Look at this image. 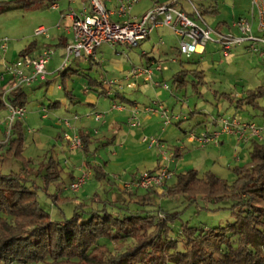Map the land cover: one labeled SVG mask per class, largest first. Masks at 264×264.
<instances>
[{"label": "rangeland", "instance_id": "rangeland-1", "mask_svg": "<svg viewBox=\"0 0 264 264\" xmlns=\"http://www.w3.org/2000/svg\"><path fill=\"white\" fill-rule=\"evenodd\" d=\"M54 2L59 3L60 10H55L51 7ZM81 2L82 0H71V3H69V0H1L0 64L8 66L10 63L16 62L21 57L20 53L27 50V48V53L29 55H36V53L46 45L53 48L54 54L52 59L56 63L57 67L61 69L64 64V57H62V46L58 44V35L73 37V34H68L65 31V27L69 26V20L61 19L62 12L68 13L72 9L77 11L80 10ZM149 3V0H141L136 3L131 11L132 16L142 15ZM224 3L225 1L219 0V5H221L220 8H222V14L231 16L230 4L223 7L222 4ZM213 18L214 17L204 15V19L212 25L214 23ZM230 20L232 21L233 18ZM58 24L61 25L59 29L57 27ZM42 25L49 28V36L35 35L36 29ZM161 37L165 41V44L161 43ZM6 40L8 41V45L7 50L5 51L2 48V44ZM102 46V48L106 49V52L111 54L113 57H107L111 59L107 60V62L101 66L98 64L92 65L83 59L71 58L69 61L75 69H79V66L84 67V70L80 75H72V77L69 78V81L67 80V88L70 91L74 90L80 97H84L82 92L84 89L90 87L88 82L92 77H104V82L122 80L123 78L119 77L121 67L123 65H131L133 63L137 66H142L138 64H140L142 60L145 61L146 56L143 52L146 51L150 56H162L164 58L171 57L172 62L177 57L185 63L188 62L187 57L179 56L177 50V37L174 31L169 28L156 29L150 35L149 39L142 41L139 46L131 48L125 47V50L122 45H118L116 48H112L109 44H104ZM215 46L216 45L211 42L210 46H208V52L211 49H214ZM34 47L37 48V50L33 49V51H31V48ZM115 50L123 52L131 51L130 57L124 55L116 56ZM237 50L244 53L241 59H236L237 61H232L233 55L225 57L220 52L213 58L211 55L204 56V59L202 60L206 70V83L200 85L196 89L192 82L194 78L192 76L189 77L188 80L190 83L187 86L188 89L186 88L179 91L177 94L178 101H176L177 98H171L169 95L170 91L165 90L163 87H158L156 89H154V87H146L148 90V95L146 96L148 97L143 98L141 96V100H139L141 103H143V100L148 101V103L149 101H152L147 104V106L155 107H158L159 104L163 103V105L169 109L171 115H180L181 121L180 119L173 118L172 124L167 126L165 125L164 119H162L160 128L159 126L158 128L151 127L150 129L146 127L144 131L129 126L123 129L121 136H118L117 138L116 145L118 143H123L125 137H130L127 147L130 150H134L136 153L134 156L124 158L122 156L126 149L120 150L117 148L116 150L114 149V146H112L110 148L112 151L119 150L120 155L118 158L121 160L120 165L111 164L113 160V157L110 154L111 150H108V154H106L104 150L98 152V154H96L97 160L93 158V154H91L90 157L93 161L101 163L104 167L106 166L105 174L107 176H112V178L118 176V180H121L120 175H130L129 173L126 174L125 171V168L128 166H135V172L144 173L148 170L152 171L160 163V166L169 167L173 173L172 177L168 180L169 186L177 181V175L179 173L196 170L200 175H204L207 171H212L219 177L226 179L230 186H232L231 189L233 190V184L236 179L233 169H235L237 165H243L250 160L251 147L237 146L238 151L241 153L244 152L246 155L243 161L237 162L235 160L236 154L234 147L228 151H224L225 155L221 158L216 149L214 151L198 147L196 142L190 140L189 134L191 131H189V133L186 131L190 129L199 119L210 120L214 117V115H219L220 118L233 116L234 109H226V102L218 101L214 94L215 91L240 92L242 89H247L248 87L256 88L259 85L264 84V70L261 64L262 60H259L260 57L257 54H249L245 45L239 47ZM166 52L171 55L165 54ZM169 64L172 68L175 67L174 64L171 63V60L169 61ZM91 66H94L93 69L90 68ZM177 66L179 65L177 64L176 68ZM172 74V71L166 73V83L169 84L171 91L174 89L173 81L171 79ZM60 77L56 78L52 76L50 78L51 81L49 90H47L44 86H41L39 83L41 81H36V83L32 86L25 87L29 96V101L26 104L27 115L24 120L25 136L22 156H17L16 150H14L13 153H10L8 146L2 144L0 145V172L4 174L14 173L21 175L23 178L27 179L28 185H35L37 187V193L41 206L46 210V212L50 213L53 220H61L65 217L70 218L75 214L76 209L74 204H55L53 195L57 192V190L52 186L48 188L46 187L45 177L47 170L42 172V165H44L43 167L45 168L51 157H54L57 160H60L61 166L64 169L62 176L67 182L68 177L65 173L67 170L72 169L73 165H75L73 159H71V157H64L63 153L60 152L58 148L54 135L55 132H61V129L58 128V130L55 129L54 131L48 130L46 127L44 128V124H47L50 121L43 117V108H49L50 103L59 101L60 98L67 100L65 90L58 89V85L63 84V79ZM257 77H259L260 80H258ZM123 91L125 92V97L132 100H134V96H140L139 93H136V95H130L134 92V90L129 89L126 85L124 86ZM92 93L94 98L98 95L96 89L92 90ZM101 98H104L109 102V99L106 96H102ZM158 100L163 102H159ZM7 101H9L8 98ZM261 102L264 106V99L261 100ZM220 104L221 107H219ZM139 107L143 109L142 106L139 105ZM173 108H175V110ZM73 109H76L78 113L84 114L82 113L83 108L78 104L73 105ZM49 110L51 112L50 108ZM73 116L71 115L70 118ZM188 116L189 120H186L185 118ZM193 116L196 118L194 117V119ZM179 122L181 123L180 126H178ZM0 129V142H6L9 132L10 137L11 135L12 138L16 137L14 133H11L9 112L6 109H0ZM144 137H155L161 140L164 147H152L149 142L143 141ZM178 146L179 148L183 146L186 147L183 158L172 157L175 148ZM164 150L167 153V156L171 159L167 160L164 158V154L162 153ZM71 151L85 152V149H72ZM118 158H115V160ZM109 159H111V161ZM26 160H28V164L25 163ZM77 166H79V164H76V167ZM110 188L108 180L91 177V179L85 183L81 193L71 192L69 196L72 197L73 200H77L76 198L83 199L85 196L82 192L87 189V192L91 193V197H94L96 195L95 193H97L105 202L117 200L114 195L119 196V190ZM104 203H98V205L103 208ZM233 204V198L225 200L222 199V201L219 202H209L200 196L196 198H189L185 195L157 196L155 206H152L149 209L163 207L169 212L176 213L177 219L173 225L171 235L177 237L182 224L185 223H190L195 227L204 228L227 226L234 223L237 219V211L235 212L232 209ZM107 206L111 212L117 210L118 208L133 210L139 208V206L134 203H129L128 201L123 202L121 200H119L115 206L110 204ZM6 216L7 214L0 213V217L5 218Z\"/></svg>", "mask_w": 264, "mask_h": 264}, {"label": "trees", "instance_id": "trees-1", "mask_svg": "<svg viewBox=\"0 0 264 264\" xmlns=\"http://www.w3.org/2000/svg\"><path fill=\"white\" fill-rule=\"evenodd\" d=\"M61 86L72 97L65 80ZM24 88L8 93L6 99L15 106H26ZM4 93L0 92V109H8ZM244 93L240 99H230V107L237 111L264 109V86ZM11 133L16 137L9 136L4 145L21 157L25 136L22 120L14 122ZM84 143L86 150L85 139ZM47 164L45 184L50 187L61 179L62 172L53 158ZM233 173V190L226 179L212 171L200 175L190 170L179 173L170 186L167 180L162 192L155 186L140 192L124 189V198L108 202L96 194L91 201L75 206L70 218L53 220L41 206L35 185H28L21 175L0 172V213L7 214L0 217V264H264V143L253 141L250 160L237 165ZM100 174L96 171L95 176L115 185L112 178ZM182 195L200 196L209 202L233 198L237 219L227 226L210 228L185 223L174 237L176 213L163 207L149 208L155 206L157 196ZM53 196L55 204L62 203ZM119 200L139 208L109 211L107 205L115 206Z\"/></svg>", "mask_w": 264, "mask_h": 264}, {"label": "built area", "instance_id": "built-area-1", "mask_svg": "<svg viewBox=\"0 0 264 264\" xmlns=\"http://www.w3.org/2000/svg\"><path fill=\"white\" fill-rule=\"evenodd\" d=\"M139 1L141 0H85L80 10L72 9L68 13L62 12L61 19L69 18L73 23L71 25L73 39L65 47L63 66H67L71 58L95 60L98 49L104 44H109L112 47L118 44L130 47L139 46L142 41L150 37L154 30L159 28H169L174 31L178 40L179 54L187 58L202 53L210 42L218 43L225 57H229L236 47L247 43L249 51L259 54L264 64V49L261 47L264 44V35L256 36L254 33L255 11H257L258 30L264 34V0H252L251 17H242L236 23L239 35L222 34L213 30L204 19V14L195 0H152V6L142 16H132V8ZM182 1L190 5L192 13H188L183 7ZM51 7L55 10L60 9L59 3L56 2ZM57 27L59 28L61 25L58 24ZM214 33H217V39L214 38ZM35 35L49 36V28L43 25L39 26ZM7 42L6 40L2 44L5 51L7 50ZM146 53L143 54L146 55ZM53 54V48L48 46L36 57L27 53L21 54L19 60L6 65L0 74V81L6 82L9 78L3 100L9 111L11 127L16 120H22L26 117L27 109L26 106H15L7 101V94L20 87L32 86L36 81H48L50 74L48 64L52 60ZM167 67L163 61H155L153 67L133 65L122 80L105 81L104 84L116 85L121 89L126 85L129 89H135L138 86V78L144 77L154 86L170 90V86L166 82H158L153 79L156 70L161 71ZM113 108L123 109L124 107L122 104L114 103ZM43 111L44 116L48 117L49 108H43ZM142 112L161 115L167 126L172 124L173 118H181L180 115H171L163 103L159 104L158 107L146 106L144 109L136 105L131 110L128 121L130 127L136 128L141 125L140 116ZM90 116L94 117L96 121H102L105 114L93 112ZM80 118L79 114H75L72 118L60 119L61 123L72 130L65 132L64 139L73 150L84 149L85 147L82 135L75 130V122L80 121ZM219 121L221 128L216 130L205 129L202 132L191 130L190 140L206 147L210 144H219L221 137L225 134L235 135L239 142H249L254 139L262 141L264 139V124L260 126L256 122L247 121L238 116L221 117ZM9 134L6 142L9 139ZM143 141L149 142L152 147H164L161 140L155 137H144ZM162 153L165 159H171L165 150ZM91 176V171H83L80 177H77L69 185L68 191L75 193L81 191ZM171 176L169 167L165 166L157 173L144 172L133 180L122 182V185L125 190L148 189L152 186L162 187ZM115 178L118 179V176Z\"/></svg>", "mask_w": 264, "mask_h": 264}, {"label": "crops", "instance_id": "crops-1", "mask_svg": "<svg viewBox=\"0 0 264 264\" xmlns=\"http://www.w3.org/2000/svg\"><path fill=\"white\" fill-rule=\"evenodd\" d=\"M84 1L85 0H82L81 7L83 6ZM223 1H225V3L222 4L223 7H226L230 4L231 16H226V15L222 14V8H220L221 5H219V0H196L195 2L198 3V6L203 10V13L205 16L214 17L213 18L214 19L213 25L210 24L208 21H206L212 27L213 30H215L218 33H222V34L239 35V30L236 27V23L242 17L243 18L244 17H248V18L251 17L252 0H223ZM149 2L150 3H149V5H147L145 12L153 4L152 0H149ZM69 3H71V0H69ZM182 5L188 11V13H192V9H191L190 5H188L187 2L182 1ZM58 10H60V9H58ZM131 14H132V12H131ZM142 15H134V16L140 17ZM257 15H258V13H257V11H255L256 18H255V23H254V33L256 36H263L264 34L260 33L258 30V18H257L258 16ZM231 18H233L232 21L230 20ZM66 19L69 20V26L65 27V31L68 34L72 35L71 25L73 23L71 22V20L69 18H66ZM159 29H161V28H159ZM214 38L215 39L218 38L217 33L216 34L214 33ZM72 39H73V37H66L64 35H58V41H59L58 44L60 46H62V51H63L62 57H64V55H65L64 51H65L66 45L68 43L72 42ZM161 39H162V37H161ZM210 43H208V45L206 46L205 50L202 53L194 54L191 58H187L188 59L187 63L183 62V60L179 59V57H177L172 62L171 57H165L164 58L162 56H150V55H148L149 53L146 51L147 53L145 55L146 56L145 61L142 60L141 63L138 65H145V66H152L153 67L155 61H163L168 66L167 69H164L161 71L156 70L155 74L153 76V79L155 81H158V82H166V73L172 71L173 74L171 76V79L173 81L174 89H173V91L167 90L165 88L164 89L167 91H170L169 95L171 96V98L172 97L177 98V94L179 93V91L186 89L187 86L189 85V83H190V81L188 80L189 77L192 76L194 78L192 82H193V86L196 89L200 85L206 83V70L204 68V64H203L202 59H204V56H206V55H208V56L211 55V57L213 58L217 53H219V52L222 53L221 46L215 42H212V44L216 45L215 48L211 49L208 52V49H209L208 46H210ZM162 44H165L164 40H163ZM118 45H122L124 50H125V47L131 48L130 46L124 45V44H118ZM244 45H245V48H247V52L249 54H251V55L257 54V53L250 52L248 49V44L246 43V44H243L241 46L236 47L233 50L232 54L230 55V56L233 55L232 61H237V60H239V58L241 59V57L243 56L244 53L241 51H238L237 49L239 47L244 46ZM117 46H115V47L111 46V47L116 48ZM45 47H47V46L46 45L43 46L36 53V55H31V56H34V57L38 56ZM102 47L103 46H101L98 49L97 58L95 60H89V61L86 59H83V60L89 62L92 65L98 64L101 66V65L105 64V62H107V60L111 59V58H107V57H113V56L111 54H108L106 52V49H103ZM261 47L264 49V44H262ZM33 49L37 50V48L34 47V48H31V51H33ZM27 50H28V48H27ZM177 50H178V48H177ZM21 53H20V55H21ZM130 53H131V51L130 52H126V51L123 52V51L115 50L116 56L124 55V56L130 57ZM178 53H179V51H178ZM234 53H236V54H234ZM165 54L171 55L168 52H166ZM257 55L260 57V58L258 57L259 60L260 61L262 60L261 64H262V67L264 70L263 59L259 54H257ZM179 56H182V55L179 54ZM170 60H171V63L174 64V66H175L174 68H172L171 65L169 64ZM230 61H231V59H230ZM175 64L176 65L178 64L179 66H177V68H176ZM133 65H135V63H133L131 65H129V64L123 65L120 69L119 77L124 78V76L126 75L128 70ZM67 67L62 66V68L59 69L57 67L56 63L54 62V60L52 59L50 61V63L48 64V71L50 73L49 77H48V81L39 82V83L41 84V86H44L47 90H49L50 81H51L50 78L52 76H54L56 78L61 76L60 78L65 80L66 86H67L69 78H71L72 75L78 76L84 70L83 69L84 67H82V66H79L80 67L79 69L78 68L75 69L72 66V63H69L67 65ZM93 67L94 66H91L90 68L93 69ZM4 69H5V66L3 64H0V74L4 71ZM257 79L260 80L259 77H257ZM8 81H9V78L6 82L0 81V92L4 93L7 90ZM88 83H89L90 87L84 89V91L82 92L84 94V97L78 96L74 90L73 91L71 90L72 97L67 95V100H63V98H60L59 101L50 103L49 108L51 109V112H50L49 116L45 117L43 114V117L50 121L47 124H44V128L46 127V129L54 130V131H55V129L58 130V128L61 129L60 130L61 132H55V135H54L56 138L57 144H58V148H59L60 152L63 153L64 157H66V158L71 157V159H73L74 164H75V165H73L72 169L67 170V172L65 173L68 177L67 182L65 181L63 176H61V179L58 182H54L51 184L52 187L56 188L57 192L54 195H55L56 199L60 198V200L62 201L61 204H74L75 206H77L79 203L89 202L92 200V197L90 195L91 193H88L87 189L84 192H82V193H84L85 198H83V199L76 198L77 200H73V198L69 196V194L72 191H68V189H67L69 187V185L77 179V177H80V175L82 174L83 171H91L92 172L91 177H96L95 176L96 171L101 172L100 176H103V173H105V170H106L105 169L106 166L104 167V166H102L101 163H97V162L93 161V159L90 157L91 154H93V158L95 160H97L96 154H98V152L104 150L105 153L108 154V150H111L110 148L112 146H114V149H116V150H117V148L120 150L126 149V151L123 153V156H122L124 158H126V157L129 158V157H132L136 154L134 152V150H130L127 147V143L129 141L130 137L129 138H128V136L125 137L123 143H118L116 145L117 138H118V136H121L122 130L129 126L128 121L130 119V114H131L132 108L136 105L137 106L140 105L144 109V107H146L147 104L152 102V101H149V103H148V101L143 100V103H141L139 101V100H141V96L143 98L148 97V96H146V95H148L147 94L148 90L146 87H152V88L154 87V89L159 87V86H154L149 81H146L144 77L138 78V80H137L138 86H137V88L133 89L134 92L130 95H136V93H139L140 96L139 97L134 96V100H132L130 98L125 97V95H124L125 92L123 91V89L119 88L118 86H116V85H113V86L104 85V77H96V78L92 77ZM61 85L62 84L58 85V89L64 90ZM259 86H264V84H261ZM95 89H96L98 95H96L94 98L92 90H95ZM249 89H255V88L248 87L247 89L246 88L242 89L240 92H219V91H215L214 94H215V97L218 99V101H221V102L225 101L226 102L225 108L229 109V108H232V107H230L231 100H236V99H240V98L244 97L245 90H249ZM102 96H106L109 99V102L106 99L101 98ZM27 99L29 101V96L27 97ZM158 101L163 102L161 100H158ZM176 101H178V98L176 99ZM114 103H119L120 105L122 104L124 108L123 109L113 108ZM77 104L83 108L82 113H84V114L78 113L76 111V109L75 110L73 109V105H77ZM176 104H178V103H176ZM261 106H263L262 102H261ZM219 107H221V104L219 105ZM173 109L175 110V108H173ZM6 110L8 111V109H6ZM93 112H101V113L105 114V117L102 119V121H96L94 119V117L90 116V114H92ZM75 114H79L81 116L80 121L78 120L75 122V130L78 133H80L87 142L85 152H80V151H74L73 152V151H71L72 149L70 148L67 141L64 139L65 132L66 131H72V130H69L63 123H61L60 119L61 118H65V119L70 118L71 115L73 116ZM192 115H193V113H192ZM233 116L241 117L242 119L247 120V121L256 122L260 126L264 124V109H253L251 107H245L244 109L238 110V111L234 109ZM194 117L195 116H193V118ZM25 118L22 119L23 126H24ZM162 119H163V117L159 114L149 115L146 112H142L141 116H140L141 125L136 127V128L135 127H133V128L141 129L142 131H144L146 127L150 129L151 127H157L158 128V126H159V128H160L161 127L160 124L162 123ZM185 119L189 120V116ZM219 119H220L219 115L218 116L214 115V117L210 120L199 119L196 122L194 121L196 124L194 123L193 126L190 129H188L186 132L189 133V131H191V130L197 131V132H202L205 129L206 130L219 129V128H221V123H220ZM180 121H181V118H180ZM180 125H181V123L179 122L178 126H180ZM96 131H98V133H96ZM166 131H168V130H166ZM253 141H259V142L264 143V139L262 141L254 139V140H251L249 142H245V141L239 142L238 138L235 135H227V134H225L221 137L219 144H210V145L204 147V146H201L200 143H198L196 141H193V142H196L198 147H200L202 149H211L214 151L216 149L217 152L220 154L221 158H223V156L225 155L224 151H228L234 147L235 148L234 151L236 154L235 160L237 162H241L244 160L246 155L244 154V152L241 153L240 151H238L237 146L240 145V147L241 146L242 147L243 146H247V147L250 146L251 147V143ZM1 144L4 145L5 142L2 141V142H0V145ZM185 149H186L185 146H183L181 148H179V146H178L177 148H175L173 154H175V152H177V151H178V153H177L176 157L173 156V158H183V156L185 154ZM110 154L113 157L111 164L112 165H120L121 160L118 158V156L120 155L119 150L118 151H115V150L112 151L111 150ZM51 158H53L55 161H57L60 164V169H61V172L63 175L64 169L61 166L60 160L59 159L57 160L54 157H51ZM115 158H118V159L115 160ZM109 160L111 161V159H109ZM76 164H79V166L76 167ZM43 166L44 165H42V172H45L46 167L44 168ZM86 167H88V168H86ZM161 169H162V166H160V163H159L152 171L157 173ZM125 171H126V174L129 173L130 175H128V176H126L125 174H124L125 176L120 175L121 180H118L115 177L112 178V176H108V178L114 179V180H112V183L113 182L115 183V185H111L110 183H108L109 187H111L110 189L115 188V189L119 190V192H120L119 196L114 195L116 199H119V198L122 199V198H124L123 196H125V194H123L124 193L123 190L125 188H123L122 182L133 180V179L137 178L140 174H142L140 172H135V166H128L125 168ZM148 171H151V170H148ZM63 182H66V183H63ZM157 188H158V191L162 192L163 189L165 188V185L162 187H157ZM81 191H83V190L81 189ZM81 191L76 192V193H81ZM132 191H135V192L139 191L140 192V191H144V189H138V190L135 189ZM73 193H75V192H73ZM95 194H97V193H95ZM68 198H71L72 201L71 200L68 201L67 200ZM111 201H117V200H111Z\"/></svg>", "mask_w": 264, "mask_h": 264}]
</instances>
